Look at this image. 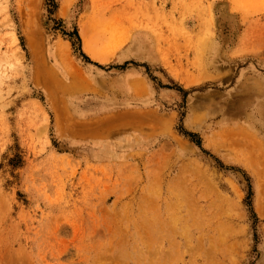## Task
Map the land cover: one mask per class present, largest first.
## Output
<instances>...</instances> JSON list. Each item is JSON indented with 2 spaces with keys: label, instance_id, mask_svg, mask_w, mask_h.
<instances>
[{
  "label": "rangeland",
  "instance_id": "374dc122",
  "mask_svg": "<svg viewBox=\"0 0 264 264\" xmlns=\"http://www.w3.org/2000/svg\"><path fill=\"white\" fill-rule=\"evenodd\" d=\"M0 264H264V0H0Z\"/></svg>",
  "mask_w": 264,
  "mask_h": 264
},
{
  "label": "bare ground",
  "instance_id": "6f19581e",
  "mask_svg": "<svg viewBox=\"0 0 264 264\" xmlns=\"http://www.w3.org/2000/svg\"><path fill=\"white\" fill-rule=\"evenodd\" d=\"M80 37H81V39L83 40V46H84V49H85L87 52H90L89 46H88L87 41H86V37H85V35L83 34V32H80Z\"/></svg>",
  "mask_w": 264,
  "mask_h": 264
}]
</instances>
